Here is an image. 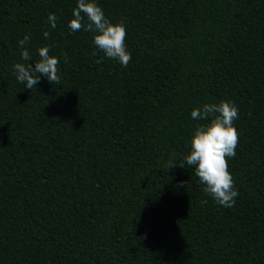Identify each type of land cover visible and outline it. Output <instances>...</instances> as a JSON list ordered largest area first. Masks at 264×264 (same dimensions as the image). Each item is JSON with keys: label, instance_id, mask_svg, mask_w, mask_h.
<instances>
[{"label": "trees", "instance_id": "1", "mask_svg": "<svg viewBox=\"0 0 264 264\" xmlns=\"http://www.w3.org/2000/svg\"><path fill=\"white\" fill-rule=\"evenodd\" d=\"M96 2L127 67L69 31L76 0H0V264H264V0ZM25 35L59 85L17 82ZM221 100L239 110L231 208L165 168L204 123L191 110Z\"/></svg>", "mask_w": 264, "mask_h": 264}, {"label": "clouds", "instance_id": "2", "mask_svg": "<svg viewBox=\"0 0 264 264\" xmlns=\"http://www.w3.org/2000/svg\"><path fill=\"white\" fill-rule=\"evenodd\" d=\"M57 21L58 17L54 13H49L47 23L52 29L57 27ZM67 27L73 33L83 31L92 34V44L98 50L92 55L102 52L106 58L118 61L124 67L131 61V53L125 43L126 26L122 21L115 23L110 21L96 0H76ZM43 35L48 39L50 33L45 30ZM29 42V35L19 40L21 62L14 63L12 67L17 82L32 90L37 88L41 76H44L49 83L59 85L61 82L59 58L50 55L48 46H40L36 50L38 58L35 59L33 67L29 63L33 56L25 47ZM64 59L67 62L66 54ZM100 62L101 60H97V63ZM238 116V107L233 102L225 100L193 108L191 117L204 123L191 135L187 145L190 150L183 156V162L173 163L176 156L173 152L165 164L167 170L176 165L181 168H184L185 164L191 166L195 176L204 186L203 192L217 204L228 208L234 206L239 195L228 166V159L235 156V149L239 143V132L234 126Z\"/></svg>", "mask_w": 264, "mask_h": 264}]
</instances>
